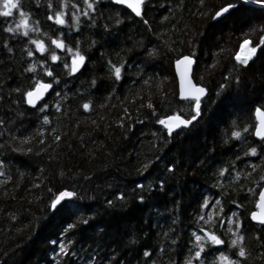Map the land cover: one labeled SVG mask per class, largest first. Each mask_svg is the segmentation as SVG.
I'll use <instances>...</instances> for the list:
<instances>
[{"label":"trees","instance_id":"trees-1","mask_svg":"<svg viewBox=\"0 0 264 264\" xmlns=\"http://www.w3.org/2000/svg\"><path fill=\"white\" fill-rule=\"evenodd\" d=\"M18 3L39 30L29 29L27 37L22 30L9 33L19 12L0 15V264H186L189 257L200 264L192 253L198 229L224 241L201 252L200 260L211 264L218 252L237 251L227 247L228 217L234 230L239 219L245 237L248 256L241 264H264V224L250 218L264 187V147L252 134L254 109L264 108V45L246 65L235 59L242 40L257 44L264 36V7L145 0L138 17L111 0H95V10L80 16L83 0H63L65 24L59 25L47 17L61 10V0ZM226 3L236 7L213 19ZM57 38L85 57L76 73L64 68L72 54L51 44ZM30 40L43 41L45 51ZM152 49L157 54L150 56ZM52 51L57 61L49 59ZM185 54L195 57L194 80L208 94L197 119L169 135L157 121L170 114L189 119L194 108L177 93L173 64ZM108 61L121 67L119 80ZM30 65L34 71H26ZM35 81L52 87L29 106L24 93ZM245 125L248 133L232 137ZM253 146L257 154L245 155ZM64 190L75 195L51 207ZM205 197L208 205L201 207ZM209 213L207 224L198 219ZM61 241L72 242L68 253L61 254Z\"/></svg>","mask_w":264,"mask_h":264},{"label":"snow or ice","instance_id":"snow-or-ice-1","mask_svg":"<svg viewBox=\"0 0 264 264\" xmlns=\"http://www.w3.org/2000/svg\"><path fill=\"white\" fill-rule=\"evenodd\" d=\"M117 3L122 4V5H126L127 8H129L136 16L140 17L141 16V5L143 3V0H116ZM242 2H248V0H242ZM251 2L257 4L258 6L264 7V0H251ZM0 3H2V7H0V15L3 16H11L13 14V11L16 10L19 12V15L21 17V19L15 24L14 27H7L5 29V31L9 32V33H15V32H21L22 30V34L27 37L29 35V29H31L32 31H38V28H31V25L28 24L27 22V18H28V13L24 12L23 9L20 7V4L18 3V0H0ZM201 3H203V0H201ZM83 4L85 5V9L83 12H79L80 16H88L90 14V10L94 11V5H95V0H83ZM64 3L63 0H61L60 3V11L55 12V16L49 15L47 17L48 20H54L56 24L59 25H63L65 24V20L63 19L64 16ZM49 8H51V4L48 5ZM236 5L232 4V3H226L223 7H220L214 14L213 19L215 18H221L222 15L227 14L229 10L235 8ZM73 8H78L77 5H73ZM71 19L73 20V22H77L78 21V15L77 12H73ZM117 23H119L120 21L117 20ZM145 23H147V21H145ZM262 31H264V29H261ZM31 44H34L36 49L40 52H44L45 51V44L43 43V41L41 40H30L29 41ZM250 42L248 40H244L240 47L241 49H243L245 47V45H248ZM51 44L54 45L57 49H67L68 53H71V63H65L63 66L65 69H70V74L71 73H76L77 70L81 67V65L84 63L85 61V57L80 53V51L77 50L73 51V49L71 47H68L64 44L63 40L57 38V39H52L51 40ZM79 42H77V46H78ZM262 45H264V36H260L258 37V43L255 46L252 47H248L247 48V52L244 56H241L239 54V52L237 53V55L235 56V59L237 61H239L241 64H247L249 59L252 57V55L257 51V48L261 47ZM9 51H11V49H9ZM157 54V50L156 49H152L148 52V55H155ZM28 56H32L33 52L30 50L27 53ZM49 59L51 61H57L59 58L56 55L55 51H52L50 53ZM184 63L185 65V73L182 74V81H181V89H180V95L182 97L188 98L191 101H194V108L192 113L189 116V119H184L183 117H181L180 115H168V116H164L161 119H159L157 121L158 124L162 125L164 127V129H166L167 133L169 135L172 134L174 129L180 128V127H187L192 121H195L197 119V117L200 115V103H201V97L205 96L206 94V89L204 87H201L199 84H193L192 81L190 79L187 78V68L189 65H191L193 63L192 61V57L190 56H181V58L179 60L176 61V63L179 65L181 63ZM41 63L43 64V61H41ZM108 65L109 68L112 72V74L115 76V78L117 80L120 79V72H121V67L117 66V65H113L111 63V61H108ZM28 70H33L34 71V66H29V69H26V71ZM44 72L45 75L47 77H51L54 78V74L51 70H49L48 67L44 68ZM185 82L187 83V89H185ZM94 83V81H93ZM52 85L49 83H43L41 81H35V87L29 91H26L24 93V96L27 97V103L30 105H34L36 103L37 100H39L44 93L51 88ZM224 85H220L219 88H223ZM17 91H19V89H17ZM57 96H59V94L57 93ZM44 108H47L48 105L45 104L43 105ZM55 107H57V110L59 111V105H55ZM82 107L84 109H88L89 108V103L85 102L83 103ZM149 108H152V104L149 102L148 104ZM255 118H256V123L253 126V131L252 134L255 135L256 137L260 138V143L261 146L264 147V108L262 107H256L255 108ZM45 123L48 122L49 118L47 116L43 117ZM0 123H3L2 121H0ZM241 132L244 133H248L249 132V128L247 125L244 126L243 129H241V131H232L231 135L234 138H238L241 136ZM56 140H59L60 137L56 136L55 137ZM28 138L25 137L24 140L22 141V143L27 142ZM41 143H43V141H41ZM28 151H31V149H28ZM251 154L253 156H255L257 154V148L255 146L248 148L247 153H245V155ZM150 163V161L148 162ZM0 166H3V161L0 160ZM142 167H147V164L142 165ZM172 165H168V170L171 171L172 170ZM249 167H251L253 170H255L258 165H249ZM225 172V169H220V172L218 173V175L223 176ZM62 174V173H61ZM245 175H248L247 173ZM240 177V173L237 172L235 175V179H239ZM10 179V177H9ZM260 181H264V175H260L259 177ZM160 185L163 186V181H160ZM138 187H142L141 185H138ZM247 191L249 193L253 192L252 188L247 189ZM75 193L71 192V191H60L58 195L55 196L54 199H52L50 201V206L51 207H55L59 202H61L62 200H64L67 197H72L74 196ZM120 199L123 198V194H120L119 197ZM137 199H143V197H137ZM109 204H111V201L108 202ZM233 203H235L233 201ZM256 203V207L259 209V211H253L250 213L251 215V219L253 221H258L261 224H264V188H260L259 189V199L255 202ZM220 204V200L217 198L215 200V204L213 205V207L218 206ZM205 205H208V198L205 197L203 204L201 205V207H204ZM233 216H236V213L232 214ZM199 220H203L204 223H208L209 221L212 220V215L211 213L208 214V219L204 220V217L201 216L198 218ZM84 223H86L87 221H83ZM220 224L223 225L224 224V220H220ZM69 228L73 227V225H68ZM198 231L201 234H197L196 231H194L192 233V235L195 238V246L192 249V253L193 256L195 258H197V260H199L200 264H204V262L202 260H200L201 257V252L204 251L206 244L208 246H213V245H223L224 241L220 239L219 236H217L215 234L214 231H208L207 229H198ZM227 232L232 234V238L228 241L227 247L229 249V251H231L233 249V247H235L237 249V251H234L232 253V256L226 254L225 252L221 251L218 252V255L216 257V260L219 261V264H241V260L240 258H245V260L247 259L248 256V252L246 251L245 246L243 245V241L245 239L244 235L242 234V232H240V221L239 219H237L235 221V230L233 229V222H232V218L228 217V228H227ZM71 241H68V244H71ZM68 244H65L63 241L60 242V252L61 254L64 253H68L69 252V248H68ZM206 254V253H205ZM144 255L147 256L149 255L148 251L144 252ZM233 257H235V259H233ZM216 260L212 261L211 264H216ZM88 264H94V259H90L88 261ZM186 264H192V258L189 257L186 260Z\"/></svg>","mask_w":264,"mask_h":264},{"label":"water","instance_id":"water-1","mask_svg":"<svg viewBox=\"0 0 264 264\" xmlns=\"http://www.w3.org/2000/svg\"><path fill=\"white\" fill-rule=\"evenodd\" d=\"M113 3H115V4H118V5H122V4H119V3H117L116 2V0H111ZM145 0H143V2H144ZM143 4V3H142ZM122 6H124V7H126L127 8V6L126 5H122ZM129 9V8H128ZM130 10V9H129ZM131 11V10H130ZM132 12V11H131ZM133 13V12H132ZM134 14V13H133ZM141 14H142V5H141ZM135 15V14H134ZM136 16V15H135ZM183 56H190V57H192V61H193V63L191 64V65H189L188 66V68H187V78L188 79H190L191 81H192V83L193 84H198V83H196L195 82V80H194V77H193V71H194V66H195V63H196V59H195V57L194 56H192V55H189V54H185V55H183ZM181 58V56L179 57V58H177L175 61H174V64H173V67H174V72H175V75H176V79H177V93H178V97H179V99H181V100H189L188 98H185V97H182L181 95H180V89H181V81H182V74H184L185 73V65H184V63L182 62L181 64H177L176 63V61L177 60H179ZM81 67H82V65H81ZM81 67L77 70V71H79L80 69H81ZM41 82H43V83H49V84H51L50 82H48V81H41ZM201 87H204L205 89H206V94H205V96H203V97H201V103H200V108H201V106H202V101H203V99L207 96V94H208V89L206 88V86H204V85H202V84H199ZM35 87V86H34ZM33 87V88H34ZM187 83L185 82V89H187ZM32 88V89H33ZM50 89L51 88H49L45 93H44V95L39 99V100H37L36 101V103L34 104V105H30V104H28L27 103V97H25V102H26V104L27 105H29V106H35V105H37L40 101H42L45 97H46V95L48 94V92L50 91ZM170 115H173V114H170ZM176 115H180V114H176ZM181 117H183L184 119H186L184 116H182V115H180ZM254 118H255V109H254ZM255 122H256V118H255ZM181 128V127H180ZM179 128H177V129H174L173 130V132L174 131H176V130H178ZM254 137L255 138H257V139H260L259 137H256L255 135H254ZM264 188V187H263ZM258 199H259V194H258ZM254 211H259V209L256 207V209L254 210ZM253 212V211H252ZM250 218H251V215H250ZM252 220V219H251ZM253 221V220H252ZM253 222H255V223H258V224H261L260 222H258V221H253ZM209 231V230H208Z\"/></svg>","mask_w":264,"mask_h":264},{"label":"bare ground","instance_id":"bare-ground-1","mask_svg":"<svg viewBox=\"0 0 264 264\" xmlns=\"http://www.w3.org/2000/svg\"><path fill=\"white\" fill-rule=\"evenodd\" d=\"M248 47H251V46H250V45H245V47H244L243 49H246V50H247ZM255 55H256V54H255ZM255 55H254L252 58H254Z\"/></svg>","mask_w":264,"mask_h":264},{"label":"built area","instance_id":"built-area-1","mask_svg":"<svg viewBox=\"0 0 264 264\" xmlns=\"http://www.w3.org/2000/svg\"><path fill=\"white\" fill-rule=\"evenodd\" d=\"M243 50H244V52H245V54H246L247 50H246V49H243Z\"/></svg>","mask_w":264,"mask_h":264},{"label":"rangeland","instance_id":"rangeland-1","mask_svg":"<svg viewBox=\"0 0 264 264\" xmlns=\"http://www.w3.org/2000/svg\"><path fill=\"white\" fill-rule=\"evenodd\" d=\"M251 40V42H254L252 39H250ZM241 43V42H240Z\"/></svg>","mask_w":264,"mask_h":264}]
</instances>
